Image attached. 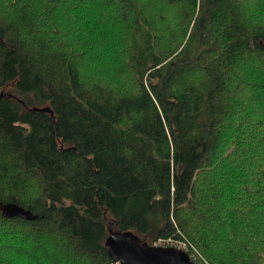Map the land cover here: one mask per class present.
Segmentation results:
<instances>
[{
  "label": "trees",
  "instance_id": "1",
  "mask_svg": "<svg viewBox=\"0 0 264 264\" xmlns=\"http://www.w3.org/2000/svg\"><path fill=\"white\" fill-rule=\"evenodd\" d=\"M91 3L0 0V264H118L127 232L264 264V0Z\"/></svg>",
  "mask_w": 264,
  "mask_h": 264
},
{
  "label": "water",
  "instance_id": "2",
  "mask_svg": "<svg viewBox=\"0 0 264 264\" xmlns=\"http://www.w3.org/2000/svg\"><path fill=\"white\" fill-rule=\"evenodd\" d=\"M1 208L3 215L8 218L23 216L33 220L37 217L16 204H3ZM107 246L113 258L121 264H195L186 251L172 246L143 245L131 232L116 239L110 237Z\"/></svg>",
  "mask_w": 264,
  "mask_h": 264
},
{
  "label": "rangeland",
  "instance_id": "3",
  "mask_svg": "<svg viewBox=\"0 0 264 264\" xmlns=\"http://www.w3.org/2000/svg\"><path fill=\"white\" fill-rule=\"evenodd\" d=\"M91 2H93L94 3V1L95 0H90ZM93 3H91V5L90 6H88V7H85L84 8V12H89V13H92L93 12ZM75 28V27H74ZM76 29V28H75ZM70 30H71V28H70ZM82 33H84V35H83V40L84 41H88L89 40V38L91 37V36H93V35H91V34H87V33H85V32H82ZM73 35H74V33H73ZM76 35H81V33H76ZM82 36V35H81ZM113 36V35H112ZM96 39H99V37H97ZM103 47H105V46H103ZM106 48V47H105ZM102 49V47H99L98 49H97V51H96V53L98 52V54H97V56H98V63H99V65H101L102 67H106V71L108 72V73H110V74H112V73H115V66L116 67H118V68H121V64L118 66V63H119V61H121L122 59H118V60H115V56H114V53L112 52L111 53V55H109L110 54V52H103V49H102V51H100ZM103 54H105V56H103ZM115 61H117V63H115V66H114V64H113V62H115ZM97 67V66H96ZM248 90L250 91V94H256V93H254V91L255 90H251L250 88H248ZM261 111H264V103L262 104V107H261V109H260ZM159 243V242H158ZM156 244V243H155ZM162 244H164V243H162ZM157 245H161V244H157ZM11 261L12 262H7V263H4V264H16V261H17V263L18 264H23V263H25L26 262V260H21V261H18V259L17 260H13V258L11 257ZM24 261V262H23ZM23 262V263H22Z\"/></svg>",
  "mask_w": 264,
  "mask_h": 264
},
{
  "label": "built area",
  "instance_id": "4",
  "mask_svg": "<svg viewBox=\"0 0 264 264\" xmlns=\"http://www.w3.org/2000/svg\"><path fill=\"white\" fill-rule=\"evenodd\" d=\"M157 244H161V245H157ZM155 245L165 246V247L172 246V247L179 248L181 250L186 251L190 255L191 259L194 261L195 264H209L208 261H206L203 257L200 256L197 249L186 240H181V239L177 240L173 238L159 239ZM117 262L118 264L119 263L121 264V262L119 261Z\"/></svg>",
  "mask_w": 264,
  "mask_h": 264
}]
</instances>
